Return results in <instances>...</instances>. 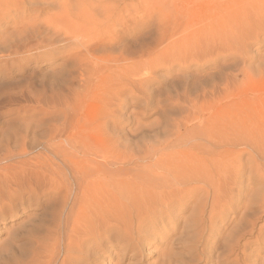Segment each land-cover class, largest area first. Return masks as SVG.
Segmentation results:
<instances>
[{
    "label": "rangeland",
    "instance_id": "374dc122",
    "mask_svg": "<svg viewBox=\"0 0 264 264\" xmlns=\"http://www.w3.org/2000/svg\"><path fill=\"white\" fill-rule=\"evenodd\" d=\"M98 1L31 4L25 19L0 21V264H34L39 244L50 241L51 226L64 211L36 178L63 187L69 175L75 188L72 169L64 165L94 159L87 148L102 161L106 150L139 154L203 133L264 137V27L237 49L186 26L188 17L197 21L203 0ZM30 20L36 22L24 24ZM242 148L217 149L234 157ZM234 223L216 224L206 245L216 252L200 264H216ZM165 232L151 236L156 242L144 239L143 264H162L166 245L174 250L173 264L198 263L187 246L196 240L193 233L180 228L173 245Z\"/></svg>",
    "mask_w": 264,
    "mask_h": 264
},
{
    "label": "bare ground",
    "instance_id": "6f19581e",
    "mask_svg": "<svg viewBox=\"0 0 264 264\" xmlns=\"http://www.w3.org/2000/svg\"><path fill=\"white\" fill-rule=\"evenodd\" d=\"M56 1L0 0V21L9 16L25 19L29 5ZM224 4L225 0H203L197 21L193 23L188 17L186 26L200 29L204 35L213 34L218 38L215 45L246 48L256 30L264 27V0H239L231 7ZM227 90L231 92L228 85ZM181 140L177 146L138 150L142 153L125 156L121 151L106 150L99 156L102 161L87 148L86 153L94 159L84 163L70 164L62 153L68 159L64 167L69 172L72 169L75 188H70L69 175L63 177L68 179L63 187L56 179L36 178L45 195L54 192L56 204L64 211L51 226L50 241H40L34 264H122L119 260L128 257L137 258L135 264H143L139 257L143 256L147 235L146 243L156 242V233L167 230L164 239L173 244L180 240L176 238L180 228L182 233L196 237L194 243L185 237L187 246H192L191 255H199L194 264L209 263L216 251L206 245L214 230H219V222L235 223L222 251L219 248L216 264H264V245L260 242L264 238V137L249 132L203 133ZM185 140L199 142L187 146ZM228 144L243 148L234 157L227 155L229 149H217ZM37 173H43L42 169ZM10 203L13 206V201ZM255 241L260 245L252 247ZM161 252V263L173 264V248L166 245ZM114 258L119 260L112 261Z\"/></svg>",
    "mask_w": 264,
    "mask_h": 264
}]
</instances>
